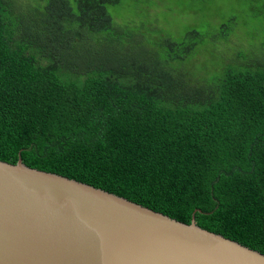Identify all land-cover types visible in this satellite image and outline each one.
Returning a JSON list of instances; mask_svg holds the SVG:
<instances>
[{
  "label": "trees",
  "instance_id": "16d2710c",
  "mask_svg": "<svg viewBox=\"0 0 264 264\" xmlns=\"http://www.w3.org/2000/svg\"><path fill=\"white\" fill-rule=\"evenodd\" d=\"M120 2L50 0L25 14L12 5L23 0H0V160L195 216L264 253V68L239 55L191 80L181 66L209 36L196 28L155 44L168 43L164 58L136 57L109 11ZM221 17L212 43L237 21Z\"/></svg>",
  "mask_w": 264,
  "mask_h": 264
},
{
  "label": "water",
  "instance_id": "95a60500",
  "mask_svg": "<svg viewBox=\"0 0 264 264\" xmlns=\"http://www.w3.org/2000/svg\"><path fill=\"white\" fill-rule=\"evenodd\" d=\"M0 264H264V253L20 156L0 160Z\"/></svg>",
  "mask_w": 264,
  "mask_h": 264
},
{
  "label": "rangeland",
  "instance_id": "374dc122",
  "mask_svg": "<svg viewBox=\"0 0 264 264\" xmlns=\"http://www.w3.org/2000/svg\"><path fill=\"white\" fill-rule=\"evenodd\" d=\"M49 1L23 0L22 4L12 5L22 8L17 13L28 14ZM69 1L74 4V0ZM109 11L113 24L124 29L129 41L126 46L136 57L140 56L136 53L147 57L142 52L147 49L166 57L171 51L168 43L158 50L153 49L155 44L159 45L167 38L181 41L186 29L196 28L203 35L209 34L193 59L181 66L191 80L206 78L212 81V77L219 76L223 67L239 55L250 56L255 67L264 68L260 61L264 48L260 47V44L264 45V0H121L119 4L110 5ZM231 14L237 18L231 35L220 43H212L213 34L223 22L221 16Z\"/></svg>",
  "mask_w": 264,
  "mask_h": 264
}]
</instances>
